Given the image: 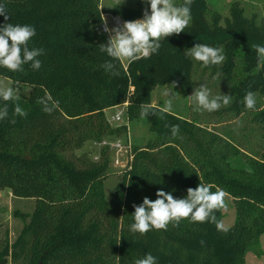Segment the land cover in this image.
<instances>
[{
	"label": "trees",
	"instance_id": "1",
	"mask_svg": "<svg viewBox=\"0 0 264 264\" xmlns=\"http://www.w3.org/2000/svg\"><path fill=\"white\" fill-rule=\"evenodd\" d=\"M101 1L0 0L9 14L8 21L0 16V26H34L29 48L45 50L38 71L30 64L22 72L0 67V77L31 88L28 96L7 102L8 116L0 120V191L36 201L16 243L0 252V264H9L11 249L26 239L27 264H135L146 253L157 264H246L250 245L264 236V156L249 157L245 167L235 168L230 159L240 151L228 139L195 121L156 111L146 118L155 140L132 148L131 170L109 200L104 183L111 174L110 151L102 148L98 161L74 152L88 142L128 134V125H111L107 110L126 106L132 122L141 119V103L162 108L153 105L158 86L175 82L191 91L194 59L185 52L197 43L223 49L225 61L206 69H218L230 81L241 64L244 76L232 86L227 110L238 116L250 111L243 104L246 92L264 95V62L252 48L264 45V24L246 17L240 3L233 2L223 25L221 14L211 13L206 0H193L185 31L162 40L158 53L149 58L127 65L114 61L120 74L113 76L101 67L111 59L100 51L107 40L94 32L101 21ZM144 9L114 7L109 13L130 21L141 19ZM46 93L59 102L52 114L38 103ZM4 103L0 100V107ZM17 103L26 117L14 114ZM254 121L264 138V109L256 111ZM171 125H179L177 137L171 135ZM199 183L234 200L236 221L226 232L189 219L175 227L169 224L166 231H130L133 205L145 197L154 201L158 190L181 199ZM215 215L222 222V209Z\"/></svg>",
	"mask_w": 264,
	"mask_h": 264
},
{
	"label": "clouds",
	"instance_id": "2",
	"mask_svg": "<svg viewBox=\"0 0 264 264\" xmlns=\"http://www.w3.org/2000/svg\"><path fill=\"white\" fill-rule=\"evenodd\" d=\"M141 2L149 5V8L144 9L141 19L123 21L109 27L107 18L104 16L101 18L103 31L109 36L106 43L100 44V51L111 58L101 65L106 73L113 76L120 74L114 61H127L131 64L158 53L162 40L174 34L179 35L189 25L193 0H183L181 4L175 3L174 0H141ZM0 16H3L5 21L9 20L4 3H0ZM35 35L36 29L31 25L4 23L0 26V67L11 72H22L24 65L30 64L33 70L38 71L42 66L39 57L45 54V50L29 48V42ZM252 48L257 53L258 61L264 62V45L253 44ZM185 55L200 62L203 67L220 65L226 59L222 48L204 43H197L187 49ZM176 86L174 82L170 89L164 90L163 95L168 99L165 100L162 108L154 109L150 103H141V118L146 119L149 115H155L156 111L161 114L171 112L175 93L173 89ZM189 98L194 105V111L210 113L232 102L229 94L212 95L207 83L196 87ZM0 100L5 102L3 107H0V120H3L8 116L7 102L18 100L17 91L11 86L0 83ZM38 103L43 106V111L47 114L59 109V102L50 93L39 98ZM243 104L246 109L254 110L257 104L256 94L247 91ZM14 114L27 116V112L18 103L15 104ZM11 122L15 123V120ZM170 128L171 135L177 137L180 131L179 125H171ZM212 187L210 184L199 183L195 189L189 187L186 197L181 199L174 198L171 192L158 190L157 199L154 201L145 197L140 205H133L134 222L130 225V231L141 235L153 229L166 231L169 224L175 227L182 220L189 219L192 222L215 224L217 230L226 232L228 229L217 220L215 215L217 210L226 207L225 193L222 190L212 191ZM135 264H157V259L151 253H146L143 258L137 259Z\"/></svg>",
	"mask_w": 264,
	"mask_h": 264
},
{
	"label": "rangeland",
	"instance_id": "3",
	"mask_svg": "<svg viewBox=\"0 0 264 264\" xmlns=\"http://www.w3.org/2000/svg\"><path fill=\"white\" fill-rule=\"evenodd\" d=\"M211 13H219L225 19L230 15V9L233 2H239L244 8L245 16L254 18L258 24H264V0H206ZM179 4L181 0H174ZM102 0L101 8L105 12H110L114 7H126L128 9H136L138 6L149 8V5L142 3L141 0ZM240 63V57L238 58ZM127 65V61H123ZM235 79L230 81L227 77L217 69L213 71L203 67L200 62L194 60L192 88L188 91L184 86H176L173 91V107L170 113L181 118L192 120L209 130L215 131L228 139L240 151V155L230 159L231 164L235 168H243L247 165L248 158L262 159L264 156V138L261 127L254 121L257 110L264 109V95L256 94L258 106L256 110L246 111L240 116L230 113L228 106H222L218 111H194V105L189 98L193 94L196 87L207 83L212 95L229 94L232 86L244 76L241 71V64L234 73ZM0 83L13 87L18 94V98L29 95L31 88L23 83H17L12 80L0 77ZM171 85L158 86L153 92V105L164 106V102L168 97L163 95L165 89H170ZM231 104V103H230ZM118 112H122V120L115 121L114 118ZM107 118L113 127L128 125L129 131L127 135L121 136V140H130L132 146L144 147L152 143L156 136L149 129L150 123L148 119L141 118L128 121L127 108L118 107L107 110ZM237 121L239 123H237ZM102 147L99 143L88 142L85 146L74 152L76 157L86 155L90 160L95 157L100 158ZM69 156L71 155L68 154ZM126 157V156H125ZM127 158V157H126ZM110 176L104 183V189L107 199L113 200L116 195V189L123 174L119 173L121 168H117L113 163V155L110 153ZM226 207L222 209V223L224 227L232 226L236 221V209L234 200L225 194ZM36 207L35 199L16 198L10 190L0 191V252L5 245L13 246L26 225L29 224ZM22 215H26L24 218ZM12 255L9 258V264H27L30 253V242L23 240L17 248L11 249ZM246 264H264V236L258 241L252 243L248 249L246 256Z\"/></svg>",
	"mask_w": 264,
	"mask_h": 264
},
{
	"label": "built area",
	"instance_id": "4",
	"mask_svg": "<svg viewBox=\"0 0 264 264\" xmlns=\"http://www.w3.org/2000/svg\"><path fill=\"white\" fill-rule=\"evenodd\" d=\"M103 16L107 18L109 27H113L117 24H120L123 21H128L119 15H114V14H111L109 12H105L102 10L101 18H103ZM103 27L104 25L102 21H100V23L95 25L94 32L98 38L108 40L109 38L108 33H105L103 31ZM114 120L121 121L122 112H118ZM99 144L102 148H106L107 150L110 151V153H112L114 165L117 168H121V171L119 173L124 174L125 172H128L131 170V163L134 159V156L132 154L133 146L130 143V140L128 138L125 141H122L120 137L106 138ZM96 159L99 160V157H95V160Z\"/></svg>",
	"mask_w": 264,
	"mask_h": 264
},
{
	"label": "crops",
	"instance_id": "5",
	"mask_svg": "<svg viewBox=\"0 0 264 264\" xmlns=\"http://www.w3.org/2000/svg\"><path fill=\"white\" fill-rule=\"evenodd\" d=\"M124 107H125V106H124ZM116 108H118V107H116ZM105 113H107V111H106ZM106 117H107V114H106Z\"/></svg>",
	"mask_w": 264,
	"mask_h": 264
}]
</instances>
